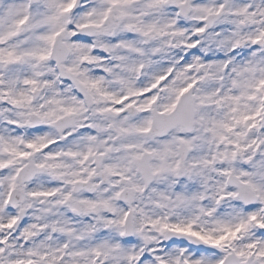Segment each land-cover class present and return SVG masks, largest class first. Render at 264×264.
<instances>
[{
	"label": "snow or ice",
	"instance_id": "snow-or-ice-1",
	"mask_svg": "<svg viewBox=\"0 0 264 264\" xmlns=\"http://www.w3.org/2000/svg\"><path fill=\"white\" fill-rule=\"evenodd\" d=\"M0 264H264V0H0Z\"/></svg>",
	"mask_w": 264,
	"mask_h": 264
}]
</instances>
